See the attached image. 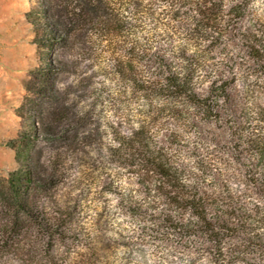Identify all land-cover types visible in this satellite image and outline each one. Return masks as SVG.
<instances>
[{
  "label": "rangeland",
  "instance_id": "374dc122",
  "mask_svg": "<svg viewBox=\"0 0 264 264\" xmlns=\"http://www.w3.org/2000/svg\"><path fill=\"white\" fill-rule=\"evenodd\" d=\"M148 2L154 16L126 18L113 44L89 27L54 44L45 71L25 19L37 0H0V178L17 166L8 140L26 133L38 216L5 243L0 211V264H264V0H243L210 43ZM133 25L152 39L138 49ZM185 57L203 107L163 87ZM153 156L202 198L216 234L155 221L160 207L191 213L156 190Z\"/></svg>",
  "mask_w": 264,
  "mask_h": 264
},
{
  "label": "trees",
  "instance_id": "16d2710c",
  "mask_svg": "<svg viewBox=\"0 0 264 264\" xmlns=\"http://www.w3.org/2000/svg\"><path fill=\"white\" fill-rule=\"evenodd\" d=\"M149 0H37V5L25 13V19L33 27L34 43L37 46L39 59L44 63L43 70L51 71L53 65L48 61L50 48L69 38H82L86 27L99 31L100 35L107 37V42L113 44V39L121 37L125 27L126 18H132L135 24L141 18H152L154 9L150 7ZM165 9V13L172 18H177L182 29L188 33L191 39L203 43H210L213 38L224 36L228 25L225 24V15H235L239 18L244 13L243 0H231L226 8L223 0H159ZM163 12V11H162ZM48 15L57 18L58 26L47 18ZM135 33L131 44L133 48H139L142 41H151L139 32V27L133 25ZM188 65L178 73L167 71L164 89H177L178 93H191L188 88L186 67H190L189 57H185ZM168 66V65H166ZM126 68V67H125ZM129 68V67H128ZM125 70V69H124ZM188 89V90H187ZM212 92V90H211ZM193 97H195V93ZM200 106L207 105V98L195 97ZM34 135V134H33ZM7 145L13 150V158L17 164L6 178H0V211L5 212L4 235L1 240L7 243L17 241L21 235L23 225L27 221L35 223L38 216L28 200V189L33 184L30 166L29 150L32 141L26 133L17 134ZM154 171L159 175L157 189L170 205L182 204L190 210V218L175 214L177 208H158L160 215L155 219L163 220L165 216L170 221L171 229L181 234L188 228L200 226L204 228L203 235L215 233L214 225L207 217L205 205L197 193H190L180 181L176 170L159 156H153L150 160ZM169 210L166 213L164 210ZM170 209H173L171 211ZM155 221H152L154 225ZM38 225L46 230L52 226L48 222L38 221ZM52 229V228H51ZM153 231H158L151 228Z\"/></svg>",
  "mask_w": 264,
  "mask_h": 264
}]
</instances>
